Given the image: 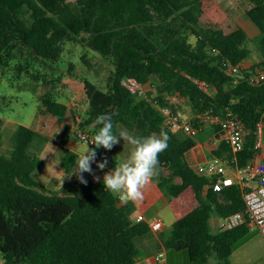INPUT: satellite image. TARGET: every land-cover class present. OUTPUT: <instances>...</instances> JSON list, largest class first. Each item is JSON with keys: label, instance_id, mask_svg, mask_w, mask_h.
Segmentation results:
<instances>
[{"label": "trees", "instance_id": "16d2710c", "mask_svg": "<svg viewBox=\"0 0 264 264\" xmlns=\"http://www.w3.org/2000/svg\"><path fill=\"white\" fill-rule=\"evenodd\" d=\"M217 7L210 0H0V67L8 69L16 62L15 81L28 77L51 85L44 72L59 61L67 43L87 33L89 46L112 61L114 70L104 84L82 78L88 109L79 125L90 126L98 115L108 113L114 133L122 127L141 138L162 130L169 135L153 180L169 197L175 216L165 248L187 251L190 264H208L211 257L229 264L250 228L215 233L211 219L214 211L223 219L241 211L245 202L238 185L213 190L223 174L208 175L194 168L188 156L197 141L173 133L153 102L166 104L164 94L178 93L194 112L225 114L229 108L246 125L244 149L237 154V163L226 142L212 154L233 167H246L259 156L257 125L264 122V81H252L264 71V0H254L248 10L258 30L255 42L262 59L235 75L231 66L247 63L252 39L244 27L230 33L217 29ZM204 14L218 19L204 27L200 23ZM74 71L71 64L69 75L78 78ZM130 78L147 88L146 98L131 92ZM198 81L206 82L212 92ZM59 90L56 85L46 88L40 113L61 119L75 116L59 101ZM0 104L9 107L10 101L0 97ZM2 127L0 118V264H135L142 257L136 239L151 228L146 221L133 220V203L121 204L105 190L103 179L87 177V184L74 181L59 191L49 190L34 174L44 164L38 145L50 139L20 125L7 155ZM74 131L73 125H66L60 143L68 146ZM96 153L97 164L107 159L109 169L121 161L115 146L96 148ZM78 155L67 150L61 162L67 175L75 169ZM106 168L99 170L105 174Z\"/></svg>", "mask_w": 264, "mask_h": 264}, {"label": "rangeland", "instance_id": "374dc122", "mask_svg": "<svg viewBox=\"0 0 264 264\" xmlns=\"http://www.w3.org/2000/svg\"><path fill=\"white\" fill-rule=\"evenodd\" d=\"M210 1L216 2L218 5L216 12L220 23L217 24V29H222L230 33L238 30L239 27H244L249 32L250 38L252 39L250 45L252 54L246 63V70L250 69L256 62L262 59L255 42L258 37V30L248 16V10L254 6V0ZM217 19L215 16L204 14L201 16L200 23L204 27H209ZM81 38L85 39V41H82ZM81 38L77 42L67 43L59 61L52 64V68L46 70V72L43 70L46 73L45 79L52 83L51 85L48 84L49 86L43 85V82L36 84L28 77H23L15 81L14 66L16 62H13L12 67L8 69L0 67V97H6L10 101L9 107L0 104L3 108L0 111V118L3 120L2 136L4 152L7 155L11 154L13 150V137L20 125L28 126L47 135L50 142L43 146L38 145L40 149L39 153L44 160V164L37 169L34 175L38 181L42 182L52 191H59L69 183L79 181L76 175L73 174L74 170L70 175H67L61 167V162L68 149H74L79 154L87 152L89 148L95 149L96 151L95 145L90 146L85 142L79 141L77 137V132L80 130L90 132L93 136L98 131L93 126L94 122L90 126L81 127L79 125L80 122H84V117L88 109V104L84 102L86 91L82 78L93 79L98 84H104L107 82L110 73L114 70L112 61L106 59L89 46V34L84 33ZM192 41L194 42V39ZM71 64L75 65L74 73L78 78L69 75L68 69ZM244 71L242 73H245ZM53 85L60 88L59 101L68 104L74 110L75 116L69 115L68 118L61 119L51 114L42 115L40 113L43 106L41 101L42 95L46 88H51ZM34 88H36L35 91ZM208 91L212 92V89L208 88ZM179 107L188 118H192L196 113L185 99ZM74 118L78 121L76 124ZM68 124L73 125L75 131L68 146H64L60 143L59 136ZM121 130L126 129L120 127ZM128 133L136 136L135 133H130L129 131ZM177 135L180 136L182 134ZM182 136L187 137L185 135ZM214 142L212 140L208 143V150L201 151L200 155L197 152V156L191 153L189 155L190 162L198 172H203L208 175L220 173L223 175L232 174V168L229 165L222 161H216L211 154L212 148L215 147ZM114 146L123 160L128 157L130 145L124 144L122 138ZM259 155L264 157V151H261ZM91 168V174H82L84 179L87 177L94 179L98 177L100 179L103 176V173L97 169L96 161L92 162ZM171 215L174 217L173 212ZM223 222L224 219L220 214L214 211L211 219V227L215 233L221 230L220 228ZM167 253L169 264H190L187 251L169 249ZM208 264H218V260L215 257H211ZM229 264H264V237L257 229H251L247 236L239 242L229 260Z\"/></svg>", "mask_w": 264, "mask_h": 264}, {"label": "built area", "instance_id": "2783aa9c", "mask_svg": "<svg viewBox=\"0 0 264 264\" xmlns=\"http://www.w3.org/2000/svg\"><path fill=\"white\" fill-rule=\"evenodd\" d=\"M247 68L246 63L232 65L230 73L235 75L241 73ZM264 81V71H258L252 77V81ZM199 86L208 90V85L204 81H198ZM129 89L140 98L147 97V88L136 79H128ZM153 88L157 84L152 83ZM168 103L160 104L156 99L153 103L167 120L169 129L175 134H182L187 137L196 138L200 133L204 132L208 126L219 128L220 142H226L235 156L237 163V154L242 152L245 146L247 129L245 123L229 108L225 114L216 113L214 111L196 112L192 118H188L180 109L179 105L184 98L178 93L164 94ZM258 138L256 149L264 151V122L258 123ZM77 137L79 141H90L93 135L87 131H78ZM90 146L94 144L87 143ZM216 159V158H215ZM216 161H221L216 159ZM223 162V161H222ZM227 165H229L227 163ZM230 166V165H229ZM233 174L222 175L212 185L215 192H221L227 187L238 185L242 190V196L245 202L243 210L238 211L224 218L223 229L232 230L241 226H247L251 229H257L264 237V160L258 157L246 167H239L237 164L233 167ZM222 174V173H220ZM138 222L146 221L150 228L157 232L163 227V220L149 219L139 217ZM145 264H168V256L166 250H160L153 256L145 258Z\"/></svg>", "mask_w": 264, "mask_h": 264}, {"label": "clouds", "instance_id": "9594fccd", "mask_svg": "<svg viewBox=\"0 0 264 264\" xmlns=\"http://www.w3.org/2000/svg\"><path fill=\"white\" fill-rule=\"evenodd\" d=\"M93 126H98V131L86 142L94 144L96 148L111 150L119 143L120 138L124 144L130 145L128 157L115 163L113 170L105 172L102 181L105 190L115 194L124 204L142 202L143 190L159 173V155L168 148L169 135L163 130L159 135L152 134L143 138L130 135L127 130L114 133L112 114L108 113L98 115ZM96 157L95 149L89 148L75 159L73 174L80 183L87 184L82 174L92 173L91 164L96 161ZM107 163V159H104L97 164V168L103 171ZM96 179L99 180L98 177Z\"/></svg>", "mask_w": 264, "mask_h": 264}, {"label": "crops", "instance_id": "0c3cea01", "mask_svg": "<svg viewBox=\"0 0 264 264\" xmlns=\"http://www.w3.org/2000/svg\"><path fill=\"white\" fill-rule=\"evenodd\" d=\"M179 137L184 138V136L182 135H180ZM197 137L194 139L197 141L198 146L194 151L191 152L195 154V156H197V154L200 155L201 151L208 150L207 149L208 143H210L212 140L215 141L214 142L215 147L212 148L213 150L211 151V154L215 149H217V147L221 143L219 128L208 126L205 128L204 132H202V134H200V136L198 135ZM70 150L76 151L74 149H70ZM76 152L79 153L78 151ZM119 158L123 160L120 154H119ZM189 158L190 157L188 156V159ZM259 158L261 160L264 159V157L260 155H259ZM223 163H226V162L223 161ZM106 169H107V172L113 170L109 168H106ZM231 170L233 174V169ZM232 174H229V175H232ZM103 177H104V173H103V176L99 180L103 179ZM99 180H96V181H99ZM143 195H144V198L142 202L138 204L133 203V205L135 206V210L132 215L133 220L137 221L139 217H144L147 220L161 218L163 220V227L160 231H157V232L151 229L148 233L136 239V244L142 253V257L135 264H145L146 257L153 256L163 249L167 251V249L165 248V241L169 238L172 232V229H173L174 222H175V216L173 217L171 215L173 211L170 206L169 197L160 189L157 181L152 179V181L143 190ZM121 204H124V203H121ZM220 229H223V225ZM167 256H168V253H167ZM168 264H169V258H168Z\"/></svg>", "mask_w": 264, "mask_h": 264}]
</instances>
